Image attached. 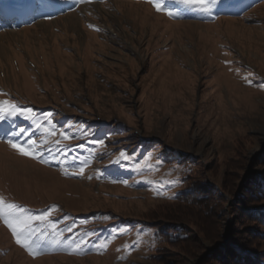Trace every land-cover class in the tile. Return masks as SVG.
<instances>
[{"label": "rangeland", "instance_id": "obj_1", "mask_svg": "<svg viewBox=\"0 0 264 264\" xmlns=\"http://www.w3.org/2000/svg\"><path fill=\"white\" fill-rule=\"evenodd\" d=\"M4 1L26 15L20 22L0 18V98L32 109V118L0 121V196L26 214L55 208L50 222L65 242L48 243L51 233L30 253L0 219V264H195L199 244L211 242L200 229L190 233L201 241L169 245L158 259L148 231V223L170 218L197 223L171 202L180 189V162L189 155L220 191L223 230L206 226V233L238 229L252 238L258 225L243 215L256 189L245 181L264 183V0H218L210 13L178 17L148 0ZM20 127L48 140L42 159L9 146L7 134ZM44 128L56 135L45 136ZM82 165L84 174L72 175ZM223 185L236 188L237 198ZM233 209L241 214L238 226ZM36 227V238L50 232L48 223ZM81 239L87 243L75 250L72 241Z\"/></svg>", "mask_w": 264, "mask_h": 264}, {"label": "trees", "instance_id": "obj_2", "mask_svg": "<svg viewBox=\"0 0 264 264\" xmlns=\"http://www.w3.org/2000/svg\"><path fill=\"white\" fill-rule=\"evenodd\" d=\"M175 154V153H173ZM182 172L180 176V189L178 190L175 199L171 202L177 203V209L182 210L181 214H188L194 216L197 223L190 224L185 220L177 218L166 219L168 223L149 224L150 233L154 234V244L156 253L152 254V257L158 259L161 250L170 246L185 247L188 244L195 245L196 241L202 239V236L197 238L196 234L190 233V229L198 228L205 238H209L211 242L204 239V242H208L202 246L199 258L197 257L195 264H264V249L260 246L264 244V206L257 200H263L264 198V183L258 178L249 179L245 181V184L250 186L254 182L255 193L251 197H248L250 203H244L246 212L243 215V219L249 222H254L258 227L251 228L252 238L248 240V237L244 239L243 236L238 234V229L229 231L228 235L217 234L215 237L209 233H206L205 227H218L220 232L222 229L219 219L218 211H221V205L216 204V196L220 191L212 186L204 174V166L201 165V161L196 157L189 155L185 157L181 162ZM241 175V179H242ZM245 177V176H244ZM258 184V185H257ZM246 186V188L248 187ZM221 188L223 191L236 195V188L233 191L226 190L225 186ZM243 191V188L241 189ZM240 193V192H239ZM249 193V192H248ZM221 198V195H218ZM247 200V201H248ZM241 199L237 203H240ZM237 206L234 205V208ZM181 207V209H179ZM230 209V208H228ZM238 213V212H237ZM241 214H236L235 209L232 211V217L234 218L235 225H239L238 217ZM248 242H251L250 244ZM254 243V246L251 245ZM206 248H205V247ZM214 249V250H213ZM213 250V251H211ZM203 252V253H202ZM202 254H206L205 259L200 262Z\"/></svg>", "mask_w": 264, "mask_h": 264}, {"label": "snow or ice", "instance_id": "obj_3", "mask_svg": "<svg viewBox=\"0 0 264 264\" xmlns=\"http://www.w3.org/2000/svg\"><path fill=\"white\" fill-rule=\"evenodd\" d=\"M90 2V0H89ZM150 4L157 11H165V13L169 17L173 16H181L188 11H198L203 13H210L212 7L218 3V0H148ZM168 3H173L178 6L183 7V12L180 10L179 7L173 11L171 8L167 7ZM90 27H92L90 25ZM250 83V81H249ZM0 95H4L3 92H0ZM32 109H23L19 107L18 104L10 101V100H0V121H5L9 118H13L16 116H23L24 119H31ZM51 113H48L47 116L51 117ZM36 128L39 129L43 127L41 123H36ZM10 135L12 138L7 139V143L9 146L19 153L22 156L29 157L32 159L41 158L40 156V148L44 147L48 143L47 139H44L42 142L36 139H33V133L28 132L27 129L20 127L18 131H12L11 133L7 134ZM25 136L26 139L23 143L19 142L16 139L19 136ZM44 135L45 136H55L56 132L54 129L44 128ZM63 135L64 140H70L72 137L68 136L66 133H60ZM55 143L59 144L60 141L56 140ZM94 143L103 145V141H95ZM83 147V145H80ZM120 158L127 160L129 157L124 153H120ZM153 157L151 154L145 157L146 161H152ZM162 163L158 158L156 160V164L159 165ZM147 168L150 171L152 169V164L147 163ZM143 171V166L138 169ZM84 174V165H82L77 171L72 172V175H83ZM151 182V181H149ZM124 183H127L126 181ZM55 208H50L48 211L43 212L40 215H31L26 214V209L22 206L17 205L15 203H8L4 200L2 196H0V219L3 220L4 224L10 229L15 241L21 247L29 250L30 253L35 254L36 250L41 248L43 238L49 236L51 233H56V235L52 236L51 240L47 241L51 243L53 246H61L65 242V238L63 236V231L58 232L56 225L50 222V217L52 216ZM36 222L41 224L48 223L50 232L48 230H43L40 233V238L37 237V227ZM73 229L72 227H68L66 231L71 232ZM123 232L124 230H117ZM141 237L140 234H137V240L135 243H140ZM75 246V250H80L83 245L87 243L86 240L81 239L79 242L72 241ZM108 246V242H103L101 244V249H106ZM126 249L129 248V245L124 246Z\"/></svg>", "mask_w": 264, "mask_h": 264}, {"label": "bare ground", "instance_id": "obj_4", "mask_svg": "<svg viewBox=\"0 0 264 264\" xmlns=\"http://www.w3.org/2000/svg\"><path fill=\"white\" fill-rule=\"evenodd\" d=\"M46 1V0H45ZM5 6V5H4ZM4 9H7V10H5L4 12H5V17H9V16H11L12 14L13 15H15L16 14V16H20V15H22L23 16V12L21 11V13H16V12H13V10H12V8H10V7H7V6H5V8ZM24 9V8H23ZM26 12V11H25ZM26 15V14H25ZM24 15V16H25ZM18 18V17H17Z\"/></svg>", "mask_w": 264, "mask_h": 264}]
</instances>
